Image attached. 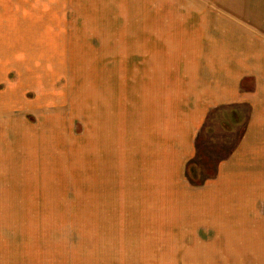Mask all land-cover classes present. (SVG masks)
I'll return each instance as SVG.
<instances>
[{
	"label": "rangeland",
	"instance_id": "374dc122",
	"mask_svg": "<svg viewBox=\"0 0 264 264\" xmlns=\"http://www.w3.org/2000/svg\"><path fill=\"white\" fill-rule=\"evenodd\" d=\"M223 16L203 0H0V264H164L169 186L187 181H252L224 206L262 226L252 108L194 129L171 74L183 30L218 39Z\"/></svg>",
	"mask_w": 264,
	"mask_h": 264
},
{
	"label": "crops",
	"instance_id": "0c3cea01",
	"mask_svg": "<svg viewBox=\"0 0 264 264\" xmlns=\"http://www.w3.org/2000/svg\"><path fill=\"white\" fill-rule=\"evenodd\" d=\"M204 2L219 7L224 20L210 23L218 39L206 32L209 24L197 23L195 29L183 30L180 44L170 45L171 74L179 84L176 97L182 106L194 109V129H198L196 125L202 127L215 108L250 106L246 147L264 135V0ZM158 57L161 59L155 53V65ZM252 184L239 179H213L204 181L203 186H192L188 181L170 185L173 190L169 196L181 201L175 204L179 212L165 222L160 249L166 256L164 264H264V222L261 226L253 221L252 213L230 212L224 206L229 203L224 198L241 203V198L251 195L244 189L254 187Z\"/></svg>",
	"mask_w": 264,
	"mask_h": 264
},
{
	"label": "trees",
	"instance_id": "16d2710c",
	"mask_svg": "<svg viewBox=\"0 0 264 264\" xmlns=\"http://www.w3.org/2000/svg\"><path fill=\"white\" fill-rule=\"evenodd\" d=\"M202 183H204V182H202Z\"/></svg>",
	"mask_w": 264,
	"mask_h": 264
}]
</instances>
